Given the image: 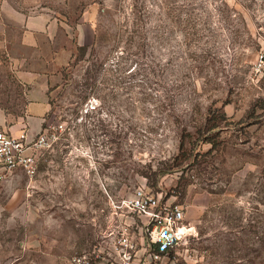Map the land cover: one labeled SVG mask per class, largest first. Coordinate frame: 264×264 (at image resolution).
Returning <instances> with one entry per match:
<instances>
[{"label":"rangeland","instance_id":"1","mask_svg":"<svg viewBox=\"0 0 264 264\" xmlns=\"http://www.w3.org/2000/svg\"><path fill=\"white\" fill-rule=\"evenodd\" d=\"M41 1L72 45L79 20L93 38L48 70L43 122L63 129L36 174L0 172V264H71L92 250L91 264H119L115 210L145 243L123 206L142 184L181 205L194 232L161 264H264V0ZM13 69L0 54V105L20 113ZM215 108L229 121L211 148L198 130L209 134Z\"/></svg>","mask_w":264,"mask_h":264},{"label":"crops","instance_id":"2","mask_svg":"<svg viewBox=\"0 0 264 264\" xmlns=\"http://www.w3.org/2000/svg\"><path fill=\"white\" fill-rule=\"evenodd\" d=\"M45 10L41 0H0V54H4L14 68L13 77L20 86L14 89L15 96L11 100L21 109L20 113L7 112L0 105L3 122L0 126L17 134L24 122L28 126V137L38 132L48 111V88L57 77L48 70L65 65L74 46L89 44L93 38L91 21L82 19L76 25V44L72 45L67 21ZM31 108L43 110L36 129L30 128ZM18 169L5 171L0 168V172L13 173Z\"/></svg>","mask_w":264,"mask_h":264},{"label":"built area","instance_id":"3","mask_svg":"<svg viewBox=\"0 0 264 264\" xmlns=\"http://www.w3.org/2000/svg\"><path fill=\"white\" fill-rule=\"evenodd\" d=\"M258 59H262L259 54ZM62 123H47L34 136L28 137V126L22 122L18 133L9 128L0 129V168L12 171L20 168L30 178L37 172V161L59 139ZM128 213L140 218L138 233L144 236L145 243L139 247L134 230L135 219H127L121 211L120 225L114 236V247L119 264H161L162 258L177 246L186 244L193 235V228L185 221L183 207L161 199L160 194L151 193L145 185L137 186L124 200ZM119 204L114 209H120ZM120 212V213H118ZM136 226V227H137ZM142 252L139 254V251ZM94 254V255H93ZM95 250L74 254L71 264H91L97 257Z\"/></svg>","mask_w":264,"mask_h":264},{"label":"trees","instance_id":"4","mask_svg":"<svg viewBox=\"0 0 264 264\" xmlns=\"http://www.w3.org/2000/svg\"><path fill=\"white\" fill-rule=\"evenodd\" d=\"M78 50L80 51V55L82 56L86 50L85 45H79ZM257 107L261 109V111L264 113V99H259L256 103ZM48 112V111H47ZM253 113V109L249 111V115L247 117H250ZM47 114V113H46ZM229 117L226 115L225 112L219 111L216 108L209 112L208 115V123H209V134H206V132H202L200 129L199 131V137L204 141L210 144V147H216L217 146V137L216 134L217 128H219L220 124L222 122H228ZM242 121V120H240ZM45 125V123H42V127ZM215 129V130H214ZM216 131V132H215Z\"/></svg>","mask_w":264,"mask_h":264}]
</instances>
